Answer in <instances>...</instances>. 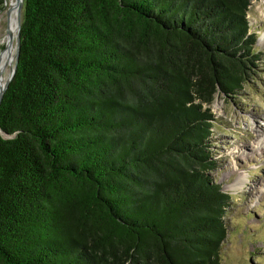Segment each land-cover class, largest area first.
Returning <instances> with one entry per match:
<instances>
[{
  "label": "trees",
  "instance_id": "trees-1",
  "mask_svg": "<svg viewBox=\"0 0 264 264\" xmlns=\"http://www.w3.org/2000/svg\"><path fill=\"white\" fill-rule=\"evenodd\" d=\"M251 1L24 0L0 264H220L209 106L259 71Z\"/></svg>",
  "mask_w": 264,
  "mask_h": 264
},
{
  "label": "rangeland",
  "instance_id": "rangeland-1",
  "mask_svg": "<svg viewBox=\"0 0 264 264\" xmlns=\"http://www.w3.org/2000/svg\"><path fill=\"white\" fill-rule=\"evenodd\" d=\"M9 1L0 11V55ZM248 19L261 53L259 71L237 95H216L209 106L216 118L212 150L218 160L211 175L231 196L220 264H264V0L251 1Z\"/></svg>",
  "mask_w": 264,
  "mask_h": 264
},
{
  "label": "bare ground",
  "instance_id": "bare-ground-1",
  "mask_svg": "<svg viewBox=\"0 0 264 264\" xmlns=\"http://www.w3.org/2000/svg\"><path fill=\"white\" fill-rule=\"evenodd\" d=\"M7 6L12 8L7 21V25L12 36H14L16 32L14 0H10ZM7 38L8 37L6 35L4 51L0 55V84H3L5 82L10 73V69L14 65L15 46L13 45V39L11 42L7 43Z\"/></svg>",
  "mask_w": 264,
  "mask_h": 264
},
{
  "label": "water",
  "instance_id": "water-1",
  "mask_svg": "<svg viewBox=\"0 0 264 264\" xmlns=\"http://www.w3.org/2000/svg\"><path fill=\"white\" fill-rule=\"evenodd\" d=\"M23 4H24V0H14V9H15V18H16V32L14 35L15 36L14 65L10 69V73H9L7 79L5 80V82L3 84H0V101L2 99V95L5 91V89L8 86V83L12 79L14 72H15V69H16L17 59H18V55H19V47H20V27H21V14H22V9H23ZM11 9L12 8H10V7L6 8V11H5L6 22L8 21ZM6 35L8 37L7 43L11 42L13 39V36L8 29V25L6 26Z\"/></svg>",
  "mask_w": 264,
  "mask_h": 264
}]
</instances>
